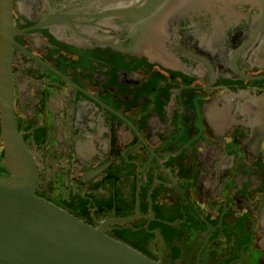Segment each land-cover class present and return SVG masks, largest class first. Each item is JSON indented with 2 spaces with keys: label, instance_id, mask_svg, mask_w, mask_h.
<instances>
[{
  "label": "flooded vegetation",
  "instance_id": "1",
  "mask_svg": "<svg viewBox=\"0 0 264 264\" xmlns=\"http://www.w3.org/2000/svg\"><path fill=\"white\" fill-rule=\"evenodd\" d=\"M4 2L0 175L8 91L36 195L162 264H264L258 6L174 22L159 62L107 45L103 0H8L4 43Z\"/></svg>",
  "mask_w": 264,
  "mask_h": 264
},
{
  "label": "water",
  "instance_id": "2",
  "mask_svg": "<svg viewBox=\"0 0 264 264\" xmlns=\"http://www.w3.org/2000/svg\"><path fill=\"white\" fill-rule=\"evenodd\" d=\"M6 1L4 43L11 23ZM236 1L258 6L259 22L264 21V0H103L102 16L113 25L106 43L164 62L161 35L171 24L184 19L188 27L201 18L225 17L229 3ZM3 138L2 162L11 174L0 175V264H162L34 193L37 169L17 135L8 91Z\"/></svg>",
  "mask_w": 264,
  "mask_h": 264
}]
</instances>
